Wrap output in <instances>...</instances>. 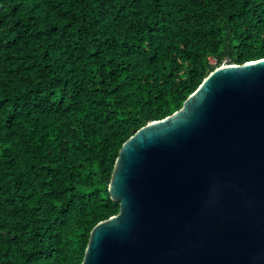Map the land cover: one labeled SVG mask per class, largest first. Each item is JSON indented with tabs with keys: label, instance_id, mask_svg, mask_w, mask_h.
<instances>
[{
	"label": "trees",
	"instance_id": "obj_1",
	"mask_svg": "<svg viewBox=\"0 0 264 264\" xmlns=\"http://www.w3.org/2000/svg\"><path fill=\"white\" fill-rule=\"evenodd\" d=\"M261 57L264 0H0V264H80L122 143Z\"/></svg>",
	"mask_w": 264,
	"mask_h": 264
},
{
	"label": "water",
	"instance_id": "obj_2",
	"mask_svg": "<svg viewBox=\"0 0 264 264\" xmlns=\"http://www.w3.org/2000/svg\"><path fill=\"white\" fill-rule=\"evenodd\" d=\"M80 264H264V57L210 71L121 145Z\"/></svg>",
	"mask_w": 264,
	"mask_h": 264
}]
</instances>
